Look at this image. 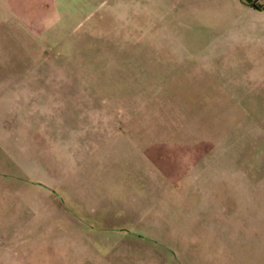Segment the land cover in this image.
<instances>
[{
	"label": "rangeland",
	"instance_id": "374dc122",
	"mask_svg": "<svg viewBox=\"0 0 264 264\" xmlns=\"http://www.w3.org/2000/svg\"><path fill=\"white\" fill-rule=\"evenodd\" d=\"M2 1L0 103L56 105L0 109V264H264V0ZM103 112L79 203L57 140Z\"/></svg>",
	"mask_w": 264,
	"mask_h": 264
},
{
	"label": "crops",
	"instance_id": "0c3cea01",
	"mask_svg": "<svg viewBox=\"0 0 264 264\" xmlns=\"http://www.w3.org/2000/svg\"><path fill=\"white\" fill-rule=\"evenodd\" d=\"M42 6V0H3L1 4V11L8 13L10 11L17 13L21 12V18H23L24 22L26 20H29L30 18L31 23H33V26L36 27L38 22H40V15H38L37 13L41 11ZM26 12H30V14L26 15ZM53 104L54 106L56 105V103H0V109L5 111L7 115H14L15 113L18 115L20 111H40V113L44 111L46 113H52L55 110ZM79 106H81V108ZM82 106L83 104L73 103L71 115L78 117L76 116V112L86 113L88 110L82 108ZM79 116H82V114ZM101 119L102 121L98 119L97 122H90L89 119L87 120L89 124L94 125L92 127L91 134L76 133L75 135L71 133L69 135L70 138L62 137V139L59 138L57 140L58 142H61V146L63 148L61 149L62 151H60L61 154H58L56 156L55 163L53 162L54 165L52 166L51 173H56L58 175H66L68 177L69 175H77L74 177V180H71V183L68 184L66 189L69 190L72 198H74L76 202L79 203V199L83 200L89 196V189L87 188V184L84 181V175L88 177L89 173H92L93 170L90 166H87V164H89V162L93 161L94 159H98L96 160L98 163L108 165L110 164V161L108 162L110 155L115 152H118L120 154L121 152L120 146L115 143H119L121 141L122 135L106 132V121L111 119L110 116L105 117L104 113L103 116H101ZM4 122L5 119L0 120V125ZM16 123L24 122L20 120ZM38 123L42 126H45L44 128H46L48 125L51 126L54 123L56 127H58V125H67V119L66 121L63 120L59 122V120L53 121L50 118L47 121L40 120V122ZM96 128H98V130H96ZM54 140L55 142H57L56 138L51 141L54 142ZM47 154L51 153L47 152ZM60 179V177H56V180L50 178V184L55 185L61 189L63 188V186L59 182Z\"/></svg>",
	"mask_w": 264,
	"mask_h": 264
},
{
	"label": "trees",
	"instance_id": "16d2710c",
	"mask_svg": "<svg viewBox=\"0 0 264 264\" xmlns=\"http://www.w3.org/2000/svg\"><path fill=\"white\" fill-rule=\"evenodd\" d=\"M252 7H253L255 10H260V7H259V6L252 5Z\"/></svg>",
	"mask_w": 264,
	"mask_h": 264
}]
</instances>
